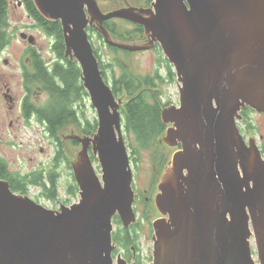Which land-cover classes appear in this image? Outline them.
Listing matches in <instances>:
<instances>
[{
    "label": "water",
    "instance_id": "water-1",
    "mask_svg": "<svg viewBox=\"0 0 264 264\" xmlns=\"http://www.w3.org/2000/svg\"><path fill=\"white\" fill-rule=\"evenodd\" d=\"M33 2L43 18L61 22L65 54L79 62L98 127L91 136L71 127L61 134L63 147L67 139L81 143L72 159L64 149L78 203L52 210L0 179V264H127L112 256L113 217L126 228L136 220L120 112L126 93L117 98L105 80L87 31L93 21L118 48L159 43L178 77L180 103L161 115L170 125L164 142L182 148L156 195L164 217L154 222L150 264H257L252 236L264 264V159L237 126L243 107L264 112V0H155L151 14L131 6L100 13L96 0ZM114 17L143 25L147 43L115 42L100 23Z\"/></svg>",
    "mask_w": 264,
    "mask_h": 264
},
{
    "label": "trees",
    "instance_id": "trees-1",
    "mask_svg": "<svg viewBox=\"0 0 264 264\" xmlns=\"http://www.w3.org/2000/svg\"><path fill=\"white\" fill-rule=\"evenodd\" d=\"M9 1L0 0V46H6L5 48L11 43L15 34L9 29ZM26 1L33 17L38 20L42 29L53 37L52 48L56 60L48 63L40 53L32 50L30 54L31 66L28 67L25 64L23 76L25 86L40 87L48 95L47 102L35 107V110L39 115L40 122L45 124L48 136L56 139L53 141L56 143L55 166L51 167L46 164L32 171V173L14 174L8 163L0 160V179L8 180L12 190L22 194H28L33 186H39L41 187V195L49 201H54L60 198V183L63 174L61 168L66 166L69 170L71 169L70 161L66 157L61 139L58 136L59 129L67 121H79V125L84 128V133L91 134L97 129L98 119L94 121L87 119L84 113H78L74 109L75 105L80 108L83 107L87 101L90 102V98L83 85L82 69L79 62L65 54L66 45L61 22L46 20L36 9L33 0ZM110 26H106V28H111V31L120 35L118 25L111 24ZM101 36L103 37V35ZM109 47L114 51L121 50L113 45H109ZM121 51L126 52L124 49ZM158 64L159 67L154 71V74L136 75L122 67L120 76H115L112 73V64H110L111 68L109 66L107 68L103 64L104 75L105 73L108 75L109 72H111L109 75L113 74L111 81L108 80L109 75L104 77L111 85L114 94L117 96L123 92L133 97L123 105L120 111L124 116V126L128 133L130 147L135 152L136 150L140 152L144 149L155 148L158 150L163 148L160 136L165 131L166 125L161 115L163 109L162 94L164 93V85L174 82L176 75L173 65L167 59H160ZM161 67L165 69V73H161ZM143 86H148L149 89L145 90ZM156 154L162 153L156 152ZM68 192L71 195L78 192V185L74 176L71 177Z\"/></svg>",
    "mask_w": 264,
    "mask_h": 264
},
{
    "label": "rangeland",
    "instance_id": "rangeland-1",
    "mask_svg": "<svg viewBox=\"0 0 264 264\" xmlns=\"http://www.w3.org/2000/svg\"><path fill=\"white\" fill-rule=\"evenodd\" d=\"M96 1L98 3L100 13L119 10L124 7V5L121 4V1L123 2L124 0ZM131 7L133 9L141 8ZM9 9H11V12L9 13V29L15 34L13 35L11 43L7 46V48L4 50L0 49V87H2L5 92L4 86H9L12 95L16 97L17 101H19L24 96L25 91H27L25 86H23V71L25 64L28 65V67L31 66L32 59H30V54L32 50H30V48L33 47V51L40 53L48 63L54 62L56 60V56L52 48V36L48 35L41 26H33V19L29 18L28 12L23 8L12 5ZM153 10H151V12H154ZM104 21L105 20H103V22ZM103 22H100L101 25H104ZM118 29L120 33L119 36H110L115 42L128 45H140L147 43L149 40L148 35H144V38L141 36L138 37V32L135 31V26L133 25L118 23ZM22 33H25L26 37H22ZM31 36H33L36 41L33 45L29 42V37ZM95 44L104 64H109V67L110 64H112V73L115 74V76H120L122 74V67H125L128 72L136 75H145L147 73L152 74V70L157 64V62L154 61L156 55L154 52L150 51L151 48L134 51L133 54H128L121 51L122 48H120L121 50H112L107 44L105 45L102 40L97 38L95 40ZM5 59L8 61L6 64L4 63ZM108 66L106 67L108 68ZM110 73L111 72H109V74ZM113 74L109 75V81L112 80ZM106 75L107 73H105L104 76ZM143 88L145 90L149 89L148 86H143ZM35 91L40 92V94H36ZM163 91L165 99H172L179 103L177 82L165 84ZM30 94L31 97H33V99L40 105L45 104L48 100V95L40 88H31ZM122 97H124L123 92L117 95V98ZM132 98V96L126 94L123 105L128 103ZM9 106L10 102L8 98L3 97L2 93L0 97V159H4L13 172L34 171L43 165L50 164L51 161H53L52 156L54 148L56 147L55 142L53 141H56V139L48 136L47 132H44L42 126L38 123H33L32 126L29 124L27 125L24 119L21 118L22 116L19 104L14 107V110H11ZM75 107H78L79 113H84L87 116V119L92 121L97 119V112L91 105V102L87 101V103L81 108L78 105H75ZM252 116L258 125V134L260 132H264L263 118L257 113H252ZM69 127H71L73 135L81 137V133H84V128L79 125V121H67L58 131L60 139L61 134L63 136L69 135ZM125 134L128 133L124 131V135ZM64 149L68 154V158L72 159L75 154H79L81 152V143L77 139H67L64 142ZM175 149L176 148L174 147L170 148V146L164 142L163 150L165 151L164 154L166 157L165 166L167 165L168 160H171ZM140 157L141 161L139 162V169L143 174H146L143 178L144 185L147 183L148 173L157 171V169L155 170L156 167H154L155 163H157L160 167V169H158V174L159 176L161 175L160 179L162 181L171 164L164 168V164L160 163V156L156 154L155 151L151 153L149 150H143L140 153ZM97 169L98 172H100L99 165H97ZM61 171L63 174L60 183V198L62 197L61 199H63V197H72V195L68 192V188L71 183V176H73V172L70 173V170L66 166H63ZM28 194L30 196L38 194V200L47 207L52 204L51 201L40 195V189L37 187H32ZM157 209L159 210L158 207ZM139 242L142 244L143 251L146 254L145 264H150V259L148 258L150 257V243L147 242L145 237H141ZM250 243L253 251V257L258 264L259 260L254 236L250 238Z\"/></svg>",
    "mask_w": 264,
    "mask_h": 264
},
{
    "label": "flooded vegetation",
    "instance_id": "flooded-vegetation-1",
    "mask_svg": "<svg viewBox=\"0 0 264 264\" xmlns=\"http://www.w3.org/2000/svg\"><path fill=\"white\" fill-rule=\"evenodd\" d=\"M153 1L154 0H150V1L149 0H124L123 2L121 1V4L124 5V7L127 5L133 6L136 8L141 7L139 9L150 11L149 14H151V10L155 9ZM12 5H15L16 7L23 8L25 11H27L29 18L33 19V26H36V27L41 26L40 23L38 22V20H36L35 17H33L32 13L28 9L26 0H10L9 1V8ZM10 12H11V9H9V13ZM149 14L145 15V17H148ZM120 22H122V24H131V25L135 26V31L138 32V37L141 36L144 38L145 33L143 32L141 25L133 24L129 20H126L123 18H112L109 20H105L103 22V24H104V26H110L111 24L118 25V23H120ZM97 28H98L97 22L93 21L92 25H89V27H88V33L90 35V39L92 41L96 55L98 56L99 59H101L103 61L99 51L97 50L95 40L97 38V39L102 40L105 45H106V43L104 42V39L100 35V33L98 32ZM110 29L111 28H109L108 30L112 36V35H114L113 33H115V32L111 31L112 29L111 30ZM5 47L6 46H0V49L4 50ZM30 50H32V49H30ZM150 51L155 53L156 57H155L154 61H156L157 63L159 62L160 59H163V60L165 59L162 48L159 44L156 43L155 46L152 49H150ZM129 53H132V52H129ZM103 64L104 63L101 62V66H102L103 70H105L104 65L105 66H108V65H106V64L103 65ZM157 65H155V67L153 68L152 71H155L158 68ZM23 86H25L24 80H23ZM4 87H5V92L3 91L4 89L2 87H0V97L3 93V97L8 98V100L10 102L9 108L11 110H14V107L17 104H19V108H20V112H21V116H22L21 118L24 119V121L27 123V125L29 124L30 126H32L33 123H38L39 125L42 126L44 132H47L45 124L40 122L39 115L37 114V112L35 110V107H39L41 105L39 103H37L33 99V97H31V94H30L31 87L25 86L27 91H25L24 96L19 101H17L16 97H14L12 95L11 89L9 86L5 85ZM37 88L39 89L40 87H37ZM36 94H40V92H36ZM74 109L79 113L78 107H75ZM252 113H257V112H255L251 108H247V107L243 108L240 111V115L237 119L238 127H239L242 135L246 138L247 142H250V141L253 143L255 142L258 145V147H259V149L262 152V155L264 157V132H260L258 134V131H259L258 125H257L255 119L253 118ZM257 114L259 116H261L263 118V121H264V113H257ZM81 135L85 136L84 133H81ZM55 145H56V143H55ZM174 148H176L175 151H177V150L181 149L182 147L180 145V146L174 147ZM150 151L163 153L160 157V163L164 164V168H166L169 164L172 163V158H171V160H168L167 165L165 166V158L166 157L164 154L165 151L163 149L162 150L152 149ZM55 156H56V147L54 148V152H53V156H52L53 161H51V163L49 164L51 167L55 166V162H54ZM130 157H131V164H132V169H133V182H132V186H133V190H134L133 209H134L135 214H136V220L128 228H125L124 225L122 224V222H120V218L118 215H116L113 218V221H114V230H113L114 249L112 252V256L114 258V261L117 260L118 258H123L126 262H128V264H145L146 254L143 251L142 244L139 242V240L141 237H145L147 242H149L151 244V245L149 244V246H150V255L149 256L150 257H148V258L149 259L151 258V260H152V252H153L152 244H154V235H155L154 221L164 217V215H162L160 213V211L157 209L156 201H155V197L159 192V183H160L159 180H161L160 179L161 175L159 176V174H158V169H160V167L157 163H155L154 167H156L155 170L157 169V171H155V172L153 171V172L148 173V180H147V183L144 185L143 178L145 177L146 174H143L139 169V162L141 161V157L138 156L137 154L133 153L132 149L130 150ZM2 160L5 161L4 159H2ZM71 172L72 171L70 169V173ZM24 174H27V173H24ZM38 188L41 191V187L38 186ZM68 190H69V188H68ZM40 195H41V192H40ZM33 197L35 200L39 201L38 200V194L34 195ZM52 202L56 203L57 200H54ZM61 202H62V204L67 203L68 202L67 197L64 200H62ZM52 209L58 210L59 208L55 206Z\"/></svg>",
    "mask_w": 264,
    "mask_h": 264
},
{
    "label": "bare ground",
    "instance_id": "bare-ground-1",
    "mask_svg": "<svg viewBox=\"0 0 264 264\" xmlns=\"http://www.w3.org/2000/svg\"><path fill=\"white\" fill-rule=\"evenodd\" d=\"M150 1V0H149ZM146 38V37H145ZM147 41V40H146ZM123 227V226H122Z\"/></svg>",
    "mask_w": 264,
    "mask_h": 264
}]
</instances>
